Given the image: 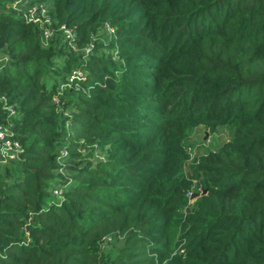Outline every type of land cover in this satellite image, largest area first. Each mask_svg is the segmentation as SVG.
Masks as SVG:
<instances>
[{
    "label": "trees",
    "instance_id": "1",
    "mask_svg": "<svg viewBox=\"0 0 264 264\" xmlns=\"http://www.w3.org/2000/svg\"><path fill=\"white\" fill-rule=\"evenodd\" d=\"M0 127V264H264V0H0Z\"/></svg>",
    "mask_w": 264,
    "mask_h": 264
},
{
    "label": "rangeland",
    "instance_id": "2",
    "mask_svg": "<svg viewBox=\"0 0 264 264\" xmlns=\"http://www.w3.org/2000/svg\"><path fill=\"white\" fill-rule=\"evenodd\" d=\"M23 2V1H22ZM15 5H18L19 8H25V3H22L19 5V3H15ZM22 5V6H21ZM66 34V32L64 31ZM109 37V32L107 30H104V28H99V30L96 32L95 38L98 40H106V38ZM77 50V49H76ZM105 52H107V49H105ZM56 77L53 75H50L48 78L49 80H53ZM57 100V99H56ZM67 112V111H66ZM228 128V129H227ZM229 127H225V124H205V123H199L195 126H192L188 128L185 131V136L182 137V151L185 152L186 156L188 158L186 160H190L192 162L196 158L197 160L201 158V156L207 154V152L215 147H217L222 141H225L229 138L231 132ZM0 134L4 135L3 130H0ZM59 154H65V150L63 148L59 149ZM16 153L13 152V150L10 148L9 145H6L3 140H0V161L5 162L7 159H13L14 155ZM103 155L101 151L98 149L94 153V158H99ZM64 158H60V162H63ZM66 160V159H65ZM184 162V170L187 168V163L189 165L190 162L186 161ZM196 160V161H197ZM188 168L185 170L187 171ZM62 172H65L68 174V171L66 169H62ZM197 189H193L192 192H199L201 191V187H199V183H196ZM60 187H54V195L56 197L60 196ZM189 195V196H190Z\"/></svg>",
    "mask_w": 264,
    "mask_h": 264
},
{
    "label": "built area",
    "instance_id": "3",
    "mask_svg": "<svg viewBox=\"0 0 264 264\" xmlns=\"http://www.w3.org/2000/svg\"><path fill=\"white\" fill-rule=\"evenodd\" d=\"M47 12H48V7L46 4L44 3H40L38 5L37 4H32V5H29L25 8L24 10V17H26L27 19H34V20H39L41 22H44V21H50V18L49 16L47 15ZM62 27H64L62 25ZM66 32V34L68 36H72L74 35L73 33H71L70 29H65L64 30ZM52 34V30L51 28H45L44 30V37H48L49 35ZM91 45H87L84 47V52H89L91 50ZM78 75H80L81 77H84L82 71L80 70H76ZM11 111H13L11 109ZM0 130H3L4 132V135H1L0 134V140H3V142L6 144V145H9L10 148L13 150V152L16 153L17 149L20 147L19 143L17 141H10V139L6 138L5 137V131L3 128L0 127Z\"/></svg>",
    "mask_w": 264,
    "mask_h": 264
},
{
    "label": "water",
    "instance_id": "4",
    "mask_svg": "<svg viewBox=\"0 0 264 264\" xmlns=\"http://www.w3.org/2000/svg\"><path fill=\"white\" fill-rule=\"evenodd\" d=\"M205 191L206 190H202V192H205ZM199 194H200L199 192H193V193H191L190 198H193L194 196H197Z\"/></svg>",
    "mask_w": 264,
    "mask_h": 264
}]
</instances>
